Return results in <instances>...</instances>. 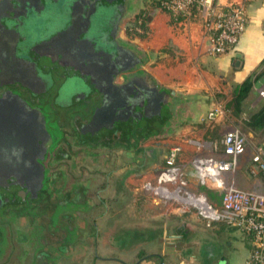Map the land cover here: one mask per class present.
Instances as JSON below:
<instances>
[{
  "label": "crops",
  "instance_id": "obj_1",
  "mask_svg": "<svg viewBox=\"0 0 264 264\" xmlns=\"http://www.w3.org/2000/svg\"><path fill=\"white\" fill-rule=\"evenodd\" d=\"M3 1L0 0V33L8 26V20H15L9 13H13V9H19L16 3L18 0H7L9 9L2 7ZM218 1L221 5L233 1L242 2L247 16L245 28L235 48L220 54L210 51L211 34L205 28L203 13L198 9L188 15H176L165 9L156 11L147 19L150 20V37L145 42L136 41L137 49L133 48L131 45H134L135 41L128 37L125 15L134 0L124 1L116 38L120 44L129 47L142 58L141 62L128 69L129 75L136 79L131 82V88L136 86L142 89V85L150 87L153 93H164L163 99L160 98L150 105V108L154 107L156 110L152 112L147 127H142L145 131L141 128L123 129L130 138L121 139L120 144L130 147V157L127 155L126 160L129 166H132V172L125 177L111 179L112 189L109 192H89L77 211L64 214L65 226L59 228L63 234L56 236L52 245H42V249L46 248L44 253L49 257L48 263L64 264L65 260L70 263L68 261L74 259L78 264H97L96 260L99 261L98 264H209L215 252L222 250L226 238L225 254L222 252L218 257V264L246 263L253 248L249 233L225 218L207 223L193 206L175 198L159 195L154 189L147 187V184L157 183V174L164 165V157L169 147L178 145L180 150L176 164L186 188L205 194L219 208V190L213 183H199L191 160L195 155L204 153L216 155L221 149L223 135L229 129L238 127L246 136V146L244 152L237 157L236 186L241 189L264 188V175L251 161V156L256 150L261 148L264 151V129L254 132L242 123V120L257 111L263 102L264 97L259 95L258 89L264 85V71L255 81L252 92L246 97L237 116L224 108L239 83L252 72L264 69V0ZM33 7L30 10L37 14L42 22L47 21L53 11L52 3L47 0H34ZM17 15L21 16V12ZM128 39L133 42L131 45L127 42ZM147 57L153 58L150 60ZM121 83L122 76L118 75L113 84L120 87ZM96 99L82 108L79 119L75 114L70 115L68 121L71 126L75 125L77 120L84 121L88 117L90 104ZM159 101L160 114L157 110ZM217 105H221L223 111L212 120L208 119L207 112ZM146 134L147 136L143 137ZM118 152H121V148ZM137 156L143 157V161L138 160ZM118 161L120 163L118 162L117 173L125 170L127 165L124 166L121 159ZM98 183L101 184L100 187L104 186V178L100 177ZM105 194L109 197H105ZM70 196L68 198L72 202L74 197ZM103 201L108 202L107 205ZM152 201L153 205L172 201L178 206L193 208L195 216L203 223L199 226L211 229V235L206 236L210 245L201 251L200 262L195 259L198 257L196 252L195 257L189 256L187 259H183V254L178 260L174 256L173 261L167 260L165 256L151 255L153 252L148 249H152L153 241L167 234L166 219L156 221L157 219L151 217L154 214ZM138 204L142 206V210ZM173 211L176 212L175 216L177 213L182 214L178 209ZM178 220L176 218L169 226L176 230L181 226ZM79 232L81 235L78 241H75L77 244H74L70 233ZM184 234L187 235V232L184 231ZM196 235H199L197 229L194 236ZM172 236L175 241L181 242L178 238L180 234L174 233ZM74 247H77L78 251ZM40 249L38 248V254ZM103 251L105 254H102ZM232 252L238 253L239 256L231 257ZM127 257H133L135 260L128 261ZM34 264H39L38 260Z\"/></svg>",
  "mask_w": 264,
  "mask_h": 264
},
{
  "label": "flooded vegetation",
  "instance_id": "obj_2",
  "mask_svg": "<svg viewBox=\"0 0 264 264\" xmlns=\"http://www.w3.org/2000/svg\"><path fill=\"white\" fill-rule=\"evenodd\" d=\"M47 1L53 11L42 22L30 10L34 0H18L15 20H8L0 33V264H27V256L29 264H51L42 245H52L53 233L65 226L58 221L65 222L69 210L77 211L89 192H109L111 179L132 172L125 159V170L114 174L118 159H113L130 155L121 139L129 140L124 130L135 129L133 124L141 120L127 106L132 97L140 100L144 92L150 104L160 98V91L143 85L134 91L131 82L136 79L128 70L118 73L130 65V48L116 38L120 0ZM3 3L9 9L8 1ZM118 75L122 87L113 84ZM95 98L88 117L71 126L70 115L79 119ZM119 104L124 110L117 113ZM22 108L33 111L35 118ZM86 154L93 157L90 163L83 158ZM67 166L61 175L52 171ZM68 180L71 187H56Z\"/></svg>",
  "mask_w": 264,
  "mask_h": 264
},
{
  "label": "built area",
  "instance_id": "obj_3",
  "mask_svg": "<svg viewBox=\"0 0 264 264\" xmlns=\"http://www.w3.org/2000/svg\"><path fill=\"white\" fill-rule=\"evenodd\" d=\"M161 9L176 15L191 14L194 9L203 13L205 28L211 34L210 51L213 54L230 52L245 28L247 16L242 2L233 1L221 5L218 0H157ZM264 97V85L258 89ZM223 111L221 105L207 112L212 120ZM221 149L216 155L204 153L195 155L191 162L196 169L200 184L213 183L219 190L220 206H216L203 193H196L185 186L176 164L178 145L169 147L164 157V165L157 174L155 185L147 184L159 195L175 198L193 206L197 214L207 223L225 218L242 231L251 235L253 248L245 264H264V188L241 189L230 179L237 165V157L244 152L246 136L235 127L221 138ZM251 161L264 175V151L259 148ZM170 185V186H169Z\"/></svg>",
  "mask_w": 264,
  "mask_h": 264
},
{
  "label": "rangeland",
  "instance_id": "obj_4",
  "mask_svg": "<svg viewBox=\"0 0 264 264\" xmlns=\"http://www.w3.org/2000/svg\"><path fill=\"white\" fill-rule=\"evenodd\" d=\"M159 8L160 7L156 5L154 0H144V2H143V0H134V3L131 5V7H129V9H128L126 15H125V21H126V27H128V30H129L128 31V37H129V39L134 40L135 43H133L129 39L127 40V42L130 45H131V43H133L134 45H131V46H133V48L137 49L135 47L136 45H138L136 43V41L145 42L146 40H148V38L151 35L150 34L151 33V29H150V26H149L150 20L146 21V24H145L146 26L145 27L140 26L139 25V20H138V22H136L137 21L136 18H137L138 13H141V11L143 9L145 10L144 12H142V17L140 19L142 21L143 18H145L146 16L152 17L155 14L156 11L163 10V9H161V8L159 9ZM138 51L140 53L143 52L142 50H138ZM147 58H150V60H151L153 57H147ZM157 58H158V56L155 57L154 60L157 61ZM233 105H234V103L232 102V105H230L229 109H227V111H230V113H233V109H234ZM224 108H225V106H224ZM93 149L90 148L91 151H93ZM76 157H77V155H76ZM128 157H130V156L128 155ZM83 158L85 159L86 162L88 161L89 163L92 161L91 159H93L92 155H89V154H86ZM99 158H102L101 154H98V159ZM113 159H115V160L121 159V161L122 160L125 161V159H127V155L122 153L121 154V158H116L115 157ZM137 159L138 160L141 159L143 161V157L140 158L139 156H137ZM116 165H118V164H116ZM142 167H141V170H143ZM70 168H71L72 172H74L76 175L78 174V169L77 168H75V167H70ZM53 170L55 171L56 174L58 173V174L61 175L62 171L63 172H65V171L68 172L69 167L68 166L67 167H63V168H61V167L57 168L56 167V168H52V171ZM115 173H117V172H114V174ZM236 175H237V172H236V167H235V169L233 170V172L231 174V177H230V179L232 180V182L234 183L235 186H236V180L238 179V177H236ZM70 182H71L70 180H68L67 183L58 182V183H56V187H61L63 189H67V188L72 186V184H70ZM95 185L96 184H92V185H89V187L96 188ZM91 189L90 188L87 189L88 192ZM206 192H208V191L206 190ZM151 203L153 205V201ZM138 207L140 208V210L143 209L140 204H138ZM151 207H152V210L154 211V214L151 215V217H154L155 219H157L156 221H158L159 219H166V221H167V232H166L167 234L165 236L158 237V238H156L155 241H153L154 245H153L152 249H148V251H152L153 252V253H151V255L165 256L167 258V260H172L173 261L172 258H174V256H175V259L178 260V258L182 257V254H183V259H187V257H189V256H194V254L196 252L198 257H196L195 259L200 262L202 260L201 257H200L201 256L200 255L201 251L203 249H206V247L210 245L208 243V240L206 239L207 238L206 236L207 235L208 236L211 235V232H209L211 229L199 226V224L203 225V223H201L200 219L198 220V218L195 216L194 209L193 208L190 209V208H188L187 206H184V205L178 206L177 204H175V202H172V201L171 202L154 203V205L151 206ZM175 209H178L179 211H181L182 214L177 213L178 215L175 216L176 212L173 211ZM69 211H74V210L71 209ZM58 212H59L58 209H56V212H55L54 217H53L55 222L58 220ZM40 216H42V215H40ZM176 218L179 219L177 222L181 226L177 227L176 230H174V229H172V226H169V224L173 223L174 220H176ZM40 219H42V217H40ZM44 219H45V217H44ZM65 222H66V219H65ZM58 223L62 225V223H64V220L61 219V220L58 221ZM196 229L198 230L199 235H196V237H195L194 235L196 233ZM184 231L187 232V235L184 234ZM174 233L181 235L180 236L181 238L178 237L181 240V242L178 241V240H176V241L174 240V237L172 236ZM189 233H191L190 236H189ZM53 234L55 236L54 237V239H55L56 236L59 237L60 235L63 234V232L59 230V232H54ZM80 235H81L80 232L79 233H75V234L74 233H70V236L74 238L73 239L74 240V244H77V242H75V241H78ZM226 241H227V238H226V240L223 243L222 250L219 251V252L218 251L215 252L213 258L209 261L210 262L209 264H218V257L221 256L222 252L224 253V248L226 250V245H225ZM74 248H75L76 251H78L77 247H74ZM185 251H188L187 254L184 253ZM99 253H101V252H99ZM102 254H105V252L102 253ZM238 256H239L238 253H233L232 252L231 257L237 258ZM75 259H78V258H75ZM23 260L27 264L30 263V257L29 256H27ZM127 260L128 261H134L135 258L133 260V257H127ZM68 262H70V263H67L66 260H65L64 264H78L77 260H74V259L72 261L70 260ZM96 263L98 264L99 261L96 260Z\"/></svg>",
  "mask_w": 264,
  "mask_h": 264
},
{
  "label": "trees",
  "instance_id": "obj_5",
  "mask_svg": "<svg viewBox=\"0 0 264 264\" xmlns=\"http://www.w3.org/2000/svg\"><path fill=\"white\" fill-rule=\"evenodd\" d=\"M156 5L158 6V1L154 0ZM145 10L143 9L141 11V13H138L137 15V21L139 20V25L142 27H145L146 25V21L147 19H149V16H146L145 18H143V20L141 21V17H142V12H144ZM264 71V69H262L260 72H252L251 74H249L241 83H239L235 89H234V93H233V97L231 98V100H229L228 102H226L225 104V108L229 109L230 105H232V102L234 103V109H233V115L237 116L238 113L241 111L242 109V105L243 102L245 101L246 97H248L250 95V93L253 90V85L255 83V81L258 79V77L261 75V73ZM242 123L244 125V127L257 132L260 130L264 129V99L263 102L260 106V108L251 113L250 115L246 116L243 120ZM138 128H142V126H137L135 125V129ZM147 134L143 137H146ZM140 137V136H139Z\"/></svg>",
  "mask_w": 264,
  "mask_h": 264
},
{
  "label": "water",
  "instance_id": "obj_6",
  "mask_svg": "<svg viewBox=\"0 0 264 264\" xmlns=\"http://www.w3.org/2000/svg\"><path fill=\"white\" fill-rule=\"evenodd\" d=\"M124 1L125 0H120V4H119V6H118V8H119V13H120V16H122V13H123V4H124ZM9 15H10V17H13L14 15H12V13H9ZM15 17V16H14ZM129 57H130V65L128 66V67H125V68H120L119 70H118V73H125L128 69H130V68H132L134 65H136L137 63H139V62H141L142 61V58L141 57H139L138 55H136L135 54V52L132 50V49H129ZM235 62H236V60H235ZM121 87H122V85H120ZM134 91H136V90H139V88L138 87H133L132 88ZM131 93V95H133V92H130ZM120 94H121V91H120ZM163 94L164 93H161L160 92V98L161 99H163ZM122 95V94H121ZM8 96H10V95H8ZM162 96V97H161ZM140 97H142V98H140V100L138 99V98H136V97H132V100H131V103L129 102V104L130 105H127V106H129V110H130V112L133 114V117L135 116V117H138V118H141V120L140 121H135L136 123L135 124H133V125H140V126H142V127H144V128H146L147 127V124H149V119H150V117H151V114L150 115H147V113H146V110L147 109H149L150 108V100H149V98L146 96V94L144 93V92H142L141 94H140ZM159 98V99H160ZM1 102L3 103V104H5V103H8V101L7 100H4V99H2L1 100ZM161 101H159L158 102V105H157V110H158V108H160V107H158V106H160V103ZM26 105V104H25ZM24 105V106H25ZM123 106H124V104H123ZM121 104H119V105H116V107H117V113H120V112H122V110H124V108H122L123 107ZM22 110L25 112V113H29L31 116H32V118L34 117V112L33 111H30V110H26V109H24V108H22ZM138 112V113H137ZM161 112H160V109L158 110V114H160ZM25 117V116H24ZM35 118V117H34ZM33 118V119H34ZM42 121L44 122V120L42 119ZM112 123H113V121H112ZM22 176L23 177H26L27 176V174H25V171H24V169H23V174H22Z\"/></svg>",
  "mask_w": 264,
  "mask_h": 264
}]
</instances>
